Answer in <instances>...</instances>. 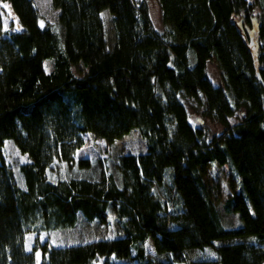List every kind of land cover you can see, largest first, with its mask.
I'll return each instance as SVG.
<instances>
[{
	"label": "trees",
	"instance_id": "16d2710c",
	"mask_svg": "<svg viewBox=\"0 0 264 264\" xmlns=\"http://www.w3.org/2000/svg\"><path fill=\"white\" fill-rule=\"evenodd\" d=\"M0 1L19 24L0 30V264H264V1L252 27L247 0H156L161 28L146 0H51L56 24ZM133 128L143 151L77 155L85 134ZM206 162L239 182L221 208ZM79 220L106 232L67 240ZM148 239L171 257L148 258ZM205 247L214 258H186Z\"/></svg>",
	"mask_w": 264,
	"mask_h": 264
},
{
	"label": "rangeland",
	"instance_id": "374dc122",
	"mask_svg": "<svg viewBox=\"0 0 264 264\" xmlns=\"http://www.w3.org/2000/svg\"><path fill=\"white\" fill-rule=\"evenodd\" d=\"M251 8V25L254 27L258 22V17L262 13L261 4L264 0H247ZM35 6L37 7L41 18L43 21H47L53 24L57 23L58 10L52 5L51 0H33ZM148 7L150 18L155 27L161 28V18L160 11L156 0H146ZM104 18V22L106 25V33L107 36L110 33V21L109 16L106 12L102 14ZM236 21L238 23H242V16H237ZM4 28L17 29L19 28V24L17 22L16 16L14 15L12 9L10 8L8 2L0 1V30ZM251 32V30H249ZM256 43H252V47L255 48ZM46 68H51V61H45ZM79 71L80 68H78ZM207 70L214 84H221V76L217 64L214 60H210L207 62ZM79 71H75L78 73ZM194 116V114L192 113ZM196 120H201L202 118L199 116H195ZM231 120H235L233 117H230ZM203 124L207 127V130L210 133H213L220 129V125L212 121L208 118L202 119ZM84 144L77 151L78 156H86L92 159H102L106 157H113L116 153L119 152H139L145 149V141L139 136L137 129L133 128L127 133H124L120 138L115 140L112 143H107L103 139L96 137L90 133L85 134ZM9 141V140H8ZM5 154L7 158L13 163L17 164L20 161L26 159V155L20 153L15 147H13L10 143L6 144ZM110 162V159H107V164ZM200 174L203 178L206 192L211 201L218 206L222 207V204L228 193H232L236 191L239 187V182L234 175L233 171L227 164H219L217 162H206L199 166ZM231 217L233 221L237 220L235 215L227 216ZM106 230L103 227H100L95 224H87L83 220H79V227L77 226L74 229L67 230L65 232L64 237L67 240H77L79 237H90V236H99L105 234ZM146 255L153 261H159L163 259H169L171 256L168 253H156L151 244V240L148 239L146 242ZM214 251L205 247L202 250L198 249H189L186 251V258L188 260L192 259H200V258H214ZM37 258H39V254H37ZM101 260L98 259L95 264H100ZM176 264H184V263H176Z\"/></svg>",
	"mask_w": 264,
	"mask_h": 264
}]
</instances>
